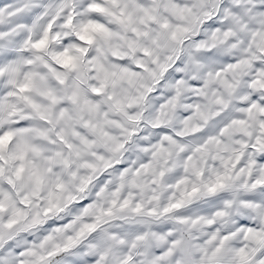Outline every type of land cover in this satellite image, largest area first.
<instances>
[{
    "label": "clouds",
    "instance_id": "9594fccd",
    "mask_svg": "<svg viewBox=\"0 0 264 264\" xmlns=\"http://www.w3.org/2000/svg\"><path fill=\"white\" fill-rule=\"evenodd\" d=\"M262 108L264 0H0V264H264Z\"/></svg>",
    "mask_w": 264,
    "mask_h": 264
},
{
    "label": "snow or ice",
    "instance_id": "6c2138e0",
    "mask_svg": "<svg viewBox=\"0 0 264 264\" xmlns=\"http://www.w3.org/2000/svg\"><path fill=\"white\" fill-rule=\"evenodd\" d=\"M254 99H255V97H254ZM261 111L264 112V108H262Z\"/></svg>",
    "mask_w": 264,
    "mask_h": 264
}]
</instances>
